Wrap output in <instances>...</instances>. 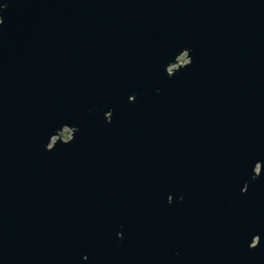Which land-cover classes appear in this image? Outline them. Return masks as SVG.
I'll list each match as a JSON object with an SVG mask.
<instances>
[{
  "label": "water",
  "instance_id": "95a60500",
  "mask_svg": "<svg viewBox=\"0 0 264 264\" xmlns=\"http://www.w3.org/2000/svg\"><path fill=\"white\" fill-rule=\"evenodd\" d=\"M0 264H264V0H0Z\"/></svg>",
  "mask_w": 264,
  "mask_h": 264
},
{
  "label": "rangeland",
  "instance_id": "374dc122",
  "mask_svg": "<svg viewBox=\"0 0 264 264\" xmlns=\"http://www.w3.org/2000/svg\"><path fill=\"white\" fill-rule=\"evenodd\" d=\"M178 61H179V62H180V61H186V57H185V55L180 56V57L178 58ZM60 135H61V138H62L63 140H66V139H68L69 136H70V130H68V129H64L63 131H61Z\"/></svg>",
  "mask_w": 264,
  "mask_h": 264
}]
</instances>
